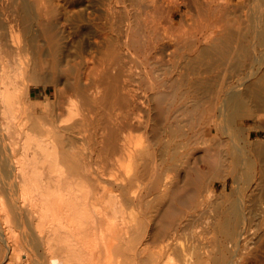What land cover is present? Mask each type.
Returning <instances> with one entry per match:
<instances>
[{
    "label": "bare ground",
    "instance_id": "6f19581e",
    "mask_svg": "<svg viewBox=\"0 0 264 264\" xmlns=\"http://www.w3.org/2000/svg\"><path fill=\"white\" fill-rule=\"evenodd\" d=\"M68 24L89 44L63 64ZM49 66L72 92L65 113L80 98L102 120L100 191L55 123L24 116ZM261 113L264 0H0V242L26 264L17 228L33 226L50 264H130L147 199L160 254L190 236L193 259L177 264H264Z\"/></svg>",
    "mask_w": 264,
    "mask_h": 264
},
{
    "label": "rangeland",
    "instance_id": "374dc122",
    "mask_svg": "<svg viewBox=\"0 0 264 264\" xmlns=\"http://www.w3.org/2000/svg\"><path fill=\"white\" fill-rule=\"evenodd\" d=\"M190 17L191 20L190 18L188 19L187 24L185 26L186 28H189L190 26H194L197 24V20H198L197 12L193 10L190 13ZM193 19H195L196 23L193 21ZM69 32L70 34H68ZM88 35H89V31L87 28L85 27L77 28L74 25L68 24L65 33H63L62 35V37L65 36V38L63 37L62 39L64 41L61 40L62 44L64 45L66 44V42L68 43L65 46H62V50L61 52H59L60 55L58 54L61 60L64 59L62 61L63 64H66L67 60L73 62V59L75 58L74 56H76L75 52H78L88 46L89 44ZM48 59L52 60L51 56H48ZM57 70L58 69L54 70V68H52L51 66L42 69L41 72L45 73L43 75L45 76L47 75L44 78L45 84L44 82H42L43 84L42 83L34 84V85L31 84L29 86L31 100L34 102L35 101L39 102L41 103V105L38 106L39 108H37L36 113L34 108L32 109V111L25 112L24 116H26V118L31 117L35 119L36 120L35 123L38 122V124H40L42 122L41 123L42 125L46 124L43 128H46L47 130H49V128L50 129L52 128L51 129L52 133L51 130H49L50 134H54L53 131H55L54 129L55 127L53 128L51 127V125L55 123V125L53 126H56L57 130L58 129L60 130L59 131L56 130L57 132L55 133L57 134H54L55 135L54 137L57 140L64 139L65 145L62 148V150L67 154L68 159L70 160L69 162L70 168L72 169V167L74 168L75 166L76 170H80L84 172L83 169H81V166L83 165V162L85 163L89 162L90 170L94 172L92 178L90 179L94 182V186L96 187L97 191H100V188L102 187L101 180H106V179L108 180L110 178L107 175V168H103L104 165L107 166L108 164H106L107 162H105V158H104L105 154L102 143V137H103L102 120L99 118L98 115H96L95 110L91 111V109H86L85 108L86 103L83 102L80 98L76 99L77 103L79 102L78 103L79 113H77L76 116L73 115L74 117L73 116L70 117V115H68L69 112L65 113L68 110L67 108L69 106L68 105L70 101L69 99H71L70 93L72 92L71 91L69 92L67 84L66 86L64 84L66 80L63 79V77H66V75H64V73H62L60 69L58 71ZM61 75H63L62 78L60 77ZM56 76L57 79L55 78ZM48 77L51 81H48L47 79ZM61 79L65 80V82L64 81L62 82ZM58 80L62 85L59 84ZM56 82L59 84V86H57ZM56 86L60 90L57 89ZM61 89L63 93L65 92L66 95L65 94L63 95V93H61ZM60 94H62V96H67V97H62L60 96ZM45 97L48 100L47 102ZM68 97L69 99L67 101ZM88 105L89 104H87L86 107H88ZM79 106H82L83 110L82 109L80 110L81 107ZM91 107H93L92 109H94V105L93 106L89 105L88 108ZM85 109L86 111L87 110L89 111L85 112L84 111ZM82 112L85 113L86 115H84ZM51 117L53 118L51 119ZM66 117L69 118L68 121ZM48 121H50V123ZM261 122L262 123L264 122V113H261ZM49 125L50 127H48ZM63 125L64 127H62ZM69 125L70 127H68ZM127 133L128 132H126V134ZM133 135L139 136L141 134L139 132H133ZM121 136H123V133L121 134ZM99 193L100 192H98V194ZM146 200H142L140 202L138 200L135 201L136 221L134 222V233L139 241L137 242L136 245V249H137L136 250L137 252L135 251L137 253L135 254L136 257L134 259L132 258L133 259L131 260L132 262L130 261L129 263L130 264H177L179 262L182 263L187 262V259H193L192 257L193 245L190 241V236L187 233H181L178 236V243L179 246L181 247L180 252L178 254L162 255L159 253L161 248V242L159 239H155L153 237V232L157 227V221H155V219L150 220L151 207ZM17 232L21 246L23 247L27 255L26 264H50V259L48 257V253L45 248L46 246L44 244V241H42L43 239L39 234V232L36 230V228H34L33 226H27V227L19 226L17 228ZM0 264H19L18 262H16L14 259L11 258L10 246L2 242H0Z\"/></svg>",
    "mask_w": 264,
    "mask_h": 264
}]
</instances>
